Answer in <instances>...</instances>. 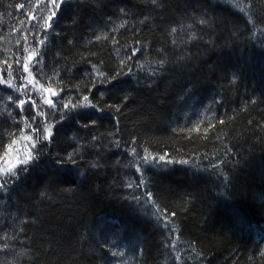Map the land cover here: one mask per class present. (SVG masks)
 Returning a JSON list of instances; mask_svg holds the SVG:
<instances>
[{"label": "trees", "instance_id": "trees-1", "mask_svg": "<svg viewBox=\"0 0 264 264\" xmlns=\"http://www.w3.org/2000/svg\"><path fill=\"white\" fill-rule=\"evenodd\" d=\"M0 264H264V0H0Z\"/></svg>", "mask_w": 264, "mask_h": 264}]
</instances>
